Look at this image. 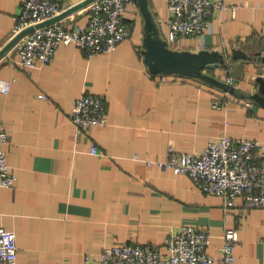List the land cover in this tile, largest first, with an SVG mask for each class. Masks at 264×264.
Listing matches in <instances>:
<instances>
[{
	"label": "crops",
	"instance_id": "0c3cea01",
	"mask_svg": "<svg viewBox=\"0 0 264 264\" xmlns=\"http://www.w3.org/2000/svg\"><path fill=\"white\" fill-rule=\"evenodd\" d=\"M58 1L62 25L87 23L92 1ZM212 1L225 8L213 9L210 30L169 47L223 54L222 67L207 73L230 78L233 94L195 78L152 74L143 61L144 21L135 0L124 14L131 36L114 51L88 56L60 46L49 64L21 68L17 44L26 34L11 42L23 31L14 32L22 0H0V79L12 81L7 94L0 92V124L16 177L12 187L0 188V227L16 235V264H98V254L117 244L163 251L184 225L210 234L212 256L219 255L224 230L235 228L234 264H264V207L238 201L225 211L222 197L155 164L168 148L196 154L223 136L264 142V107L250 97L258 91L256 78L264 77V0ZM147 2L167 42L168 0ZM232 49L260 60L231 59ZM84 92L105 98L106 123L78 135L71 108ZM216 96L223 98L220 108Z\"/></svg>",
	"mask_w": 264,
	"mask_h": 264
},
{
	"label": "built area",
	"instance_id": "2783aa9c",
	"mask_svg": "<svg viewBox=\"0 0 264 264\" xmlns=\"http://www.w3.org/2000/svg\"><path fill=\"white\" fill-rule=\"evenodd\" d=\"M131 2L93 0L85 25L70 29L55 21L35 28L17 44V64L35 70L52 62L56 50L66 45H74L88 56L114 51L131 36L132 26L124 19ZM217 8L225 6L212 0H168V44L187 37H203L210 30L209 19ZM60 12L58 0H22L20 13L14 18V32L41 24ZM11 83L0 79V92L7 94ZM226 83L232 85L233 82L227 78ZM213 104L220 108L223 98L214 97ZM71 120L78 135L86 128L104 126L105 98L82 93L72 104ZM7 142L8 133L0 124V188H10L16 181L9 172L4 148ZM90 152L96 154V146H92ZM155 164L175 174L187 175L203 192L222 197L225 211L235 207L238 201L243 208L264 207V142L223 136L218 141L208 142L196 154L177 153L168 148L165 160ZM222 239L219 255L212 256L207 251L210 234L184 225L165 240L163 251L153 245L117 244L104 248L97 261L98 264H234L236 229L226 228ZM17 251L15 233L0 227V264H16Z\"/></svg>",
	"mask_w": 264,
	"mask_h": 264
},
{
	"label": "water",
	"instance_id": "95a60500",
	"mask_svg": "<svg viewBox=\"0 0 264 264\" xmlns=\"http://www.w3.org/2000/svg\"><path fill=\"white\" fill-rule=\"evenodd\" d=\"M88 1L91 2L93 0ZM135 1L140 8L144 21V34L142 39L143 61L152 74L195 78L210 86L219 88L226 93H234V88L232 85H229L228 83L223 82L207 73V70H214L216 68L222 67V65L225 63V57L223 54H220L218 51L209 50L191 52L186 50L171 49L168 42L159 36L156 23L153 20L148 8L147 0ZM78 7L79 6L74 7L72 11ZM63 15L56 16L34 27H28L24 29L11 43L14 44L20 37L31 32L35 28H39L58 21V19H60ZM13 44H10L8 48H11ZM230 58H241L244 60L253 59L257 62L260 60V58L256 56H249L241 49H232ZM261 61L264 62V59ZM256 83L258 84V91L252 94L250 97L257 104L264 107V77H257Z\"/></svg>",
	"mask_w": 264,
	"mask_h": 264
}]
</instances>
